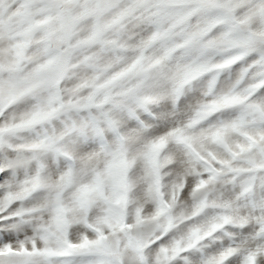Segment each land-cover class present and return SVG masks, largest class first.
<instances>
[{"label": "snow or ice", "instance_id": "obj_1", "mask_svg": "<svg viewBox=\"0 0 264 264\" xmlns=\"http://www.w3.org/2000/svg\"><path fill=\"white\" fill-rule=\"evenodd\" d=\"M0 264H264V0H0Z\"/></svg>", "mask_w": 264, "mask_h": 264}]
</instances>
